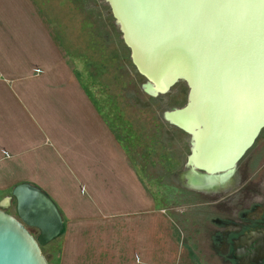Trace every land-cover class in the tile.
<instances>
[{"label":"rangeland","instance_id":"rangeland-1","mask_svg":"<svg viewBox=\"0 0 264 264\" xmlns=\"http://www.w3.org/2000/svg\"><path fill=\"white\" fill-rule=\"evenodd\" d=\"M38 7L43 34L60 41L59 59L52 66L44 62L45 70L54 69L46 81L66 82L75 68V81L84 85L100 128L115 148L113 158L122 162L125 178L134 181L123 182L122 210H106L94 198L89 202L81 183L71 182L69 136L57 121L59 109L44 102L49 121L32 126L28 120L26 129L16 131L31 136L25 141L42 158L39 175L81 207L73 214L57 203L62 233L39 248L47 264H264V257H255L264 252L259 249L264 248V220L255 224L263 214L264 128L237 166L254 155L249 174L262 167V180L239 182L235 176L219 183V191L217 185L189 186V138L162 118L185 104L184 83L155 98L142 92L145 81L131 66L103 1L44 0ZM52 13L59 16L58 28L51 26ZM11 190H0V210L17 219Z\"/></svg>","mask_w":264,"mask_h":264},{"label":"water","instance_id":"water-1","mask_svg":"<svg viewBox=\"0 0 264 264\" xmlns=\"http://www.w3.org/2000/svg\"><path fill=\"white\" fill-rule=\"evenodd\" d=\"M100 1L142 92L187 88L185 104L162 118L189 138L188 185L207 188L195 176L221 183L264 128V0ZM10 193L17 219L0 210V264H47L39 248L63 229L59 211L30 184Z\"/></svg>","mask_w":264,"mask_h":264},{"label":"crops","instance_id":"crops-1","mask_svg":"<svg viewBox=\"0 0 264 264\" xmlns=\"http://www.w3.org/2000/svg\"><path fill=\"white\" fill-rule=\"evenodd\" d=\"M43 2L0 0V190L26 183L45 193L57 210V203L66 204L73 214L81 210L67 195L54 192L50 180L39 175L42 158L27 148L25 141L31 136L16 131L26 129L28 120L32 126L48 122L43 108L47 101L57 105V121L65 125L62 129L69 136L71 182L81 183L89 202L94 198L106 210H122L123 182L134 181L125 178L122 162L113 158L115 148L109 146L108 135L100 128L84 85L75 81V68L69 69L66 82L46 81L54 69L45 70L44 62L53 65V60L59 59L60 41L43 34V15L38 10ZM51 20L52 27L61 26L59 16L52 13ZM37 70L40 72L35 74Z\"/></svg>","mask_w":264,"mask_h":264},{"label":"flooded vegetation","instance_id":"flooded-vegetation-1","mask_svg":"<svg viewBox=\"0 0 264 264\" xmlns=\"http://www.w3.org/2000/svg\"><path fill=\"white\" fill-rule=\"evenodd\" d=\"M127 50V49H126ZM257 138V137H256ZM256 140V139H255ZM255 142V141H254ZM253 142V143H254ZM253 145V144H252ZM251 145V146H252ZM246 153V152H245ZM258 155H260V152H258V154H257V156ZM244 156V155H243ZM242 156V157H243ZM241 157V158H242ZM241 160V159H240ZM239 160V161H240ZM254 160H256V157H254V155L253 156H251L250 158H249V160H247L246 162H244L241 166H242V168H238L237 166H238V163L236 164V166H235V168H234V170H233V172L227 177V178H225L224 180H222L221 181V179H219L218 180V182H231L232 181V179H234V177L236 176V177H238L239 178V182H253V178H256L257 177V180H259V179H261L262 180V178H261V175H262V167H260V169L259 170H257V169H253V170H255L252 174H249V172H250V170H252V166H253V164H254ZM238 161V162H239ZM240 167V166H239ZM264 170V169H263ZM263 176V175H262ZM256 180V182H258ZM262 182H264V179H263V181ZM218 186H219V184H217V190L219 189L218 188ZM219 191V190H218ZM262 197H263V201H262V204H261V206H262V210H261V213H263V214H261L262 215V218H260V217H258V218H255V224L256 225H261V223H259V221L260 220H264V192H263V194H262ZM243 224H246V223H243ZM239 228H241V227H239ZM33 229H31V231H32ZM258 230H260V229H258ZM35 232V231H34ZM34 232H33V234H34ZM258 234V233H257ZM246 236V234L245 233H243L242 235H238V237H237V240L238 241H242V240H244V237ZM251 236V235H250ZM256 241H260V240H262L261 238H259V239H255ZM237 241V242H238ZM232 243H233V245H237V243L233 240L232 241ZM239 244H240V242H239ZM244 247H246V246H244ZM237 249H239V248H237ZM259 249L263 252L264 251V248L263 247H259ZM257 256H259V257H264V252L263 253H259V254H255V257H257Z\"/></svg>","mask_w":264,"mask_h":264},{"label":"bare ground","instance_id":"bare-ground-1","mask_svg":"<svg viewBox=\"0 0 264 264\" xmlns=\"http://www.w3.org/2000/svg\"><path fill=\"white\" fill-rule=\"evenodd\" d=\"M193 176V175H192ZM196 182L198 184L196 186H211V182H213V178H208V177H200V176H195Z\"/></svg>","mask_w":264,"mask_h":264},{"label":"trees","instance_id":"trees-1","mask_svg":"<svg viewBox=\"0 0 264 264\" xmlns=\"http://www.w3.org/2000/svg\"><path fill=\"white\" fill-rule=\"evenodd\" d=\"M31 186H33V185H31ZM33 187H35V186H33ZM37 190H39L37 187H35ZM40 191V190H39ZM61 233H62V230H61V232L59 233V235H61ZM58 235V236H59Z\"/></svg>","mask_w":264,"mask_h":264}]
</instances>
